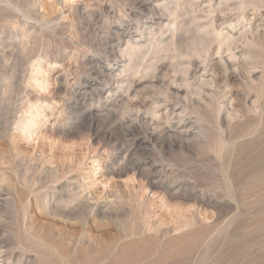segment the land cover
<instances>
[{
  "label": "rangeland",
  "instance_id": "rangeland-1",
  "mask_svg": "<svg viewBox=\"0 0 264 264\" xmlns=\"http://www.w3.org/2000/svg\"><path fill=\"white\" fill-rule=\"evenodd\" d=\"M0 264H264V0H0Z\"/></svg>",
  "mask_w": 264,
  "mask_h": 264
},
{
  "label": "bare ground",
  "instance_id": "bare-ground-1",
  "mask_svg": "<svg viewBox=\"0 0 264 264\" xmlns=\"http://www.w3.org/2000/svg\"><path fill=\"white\" fill-rule=\"evenodd\" d=\"M230 2H231V1H230ZM247 9H248V8H247ZM231 19H232V18H231ZM237 19H238V18H237ZM231 22H232V21H231ZM233 22H234V21H233ZM230 24H231V23H230ZM230 24H229V25H230ZM254 27H255V26H254ZM250 29H251V28H250ZM253 29H254V28H253ZM254 31H256V30H254ZM227 37H228V36H227ZM249 37H250V36H249ZM225 38H226V37H225ZM229 38H230V37H229ZM229 38H228V39H229ZM215 42H216V41H215ZM235 45H236V44H235ZM235 47H236V46H235ZM237 47H238V46H237ZM240 47H242V46H240ZM241 49H242V48H241ZM233 56H235V55H233ZM225 62H227V61H225ZM229 62H230V61H229ZM227 68H228V67H227ZM233 76H235V75H233ZM173 106H174V105H173ZM167 109H168V108H167ZM172 109H173V108H172ZM181 122H182V121H181ZM185 124H186V123H185ZM181 127H182V126H181ZM181 127H180V128H181ZM185 131H186V130H185ZM181 132H182V131H181ZM196 244H197V243H196ZM199 244H200V243H199Z\"/></svg>",
  "mask_w": 264,
  "mask_h": 264
}]
</instances>
